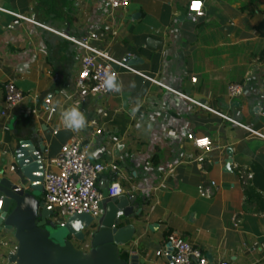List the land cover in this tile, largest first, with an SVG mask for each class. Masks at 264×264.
<instances>
[{
    "label": "crops",
    "instance_id": "1",
    "mask_svg": "<svg viewBox=\"0 0 264 264\" xmlns=\"http://www.w3.org/2000/svg\"><path fill=\"white\" fill-rule=\"evenodd\" d=\"M191 1L129 0L123 10L106 0H0V109L4 82L25 94L8 119L0 115V170L43 195L61 145L88 144L93 161L119 167L103 172V183L118 181L120 195L132 198L125 223L135 235L122 256L170 264L174 234L210 262L264 264V137L225 119L264 136V0H199L198 17ZM91 32V46L127 58L130 69L114 65L118 89L76 103L83 50L66 36ZM230 83L242 94L230 96ZM71 106L86 116L80 132L61 123ZM189 135L208 138L210 149ZM18 160L28 162L25 175ZM15 246L0 231V257Z\"/></svg>",
    "mask_w": 264,
    "mask_h": 264
},
{
    "label": "built area",
    "instance_id": "2",
    "mask_svg": "<svg viewBox=\"0 0 264 264\" xmlns=\"http://www.w3.org/2000/svg\"><path fill=\"white\" fill-rule=\"evenodd\" d=\"M112 9H125L129 0H106ZM198 5V7H197ZM202 2L191 1L188 11L192 12L196 17L202 16ZM0 11H3L0 9ZM97 38V34L91 32L80 38H72L66 36V39L75 46L83 50L80 57V68L75 80L76 103L84 102L88 96L108 95L113 93L103 86L107 74L115 73L117 80V72L114 65L130 69L127 66V58L121 61L113 59L108 53L100 51L90 45V41ZM193 81L196 79L193 78ZM154 83L158 81L152 80ZM3 97L0 115L4 119H8L13 109L22 103L25 99L24 92L19 89L16 84L9 80L3 83ZM228 93L232 97L242 94L243 87L240 83H230L227 87ZM45 104L49 111L54 112L55 107L51 105L49 99H45ZM200 105V103L195 102ZM211 110L208 107H204ZM216 114L224 117L217 111ZM225 118V117H224ZM232 124L250 132L252 135L264 137L257 131L238 123L229 118H225ZM193 144L198 148L210 149L211 143L208 138H197L193 135L188 136ZM91 150L88 144L79 141H69L61 145L60 150L55 157L50 159V163L55 167L54 172H46L43 182V201L44 207L55 215L70 216L73 214H86L92 218H98L102 212V194L100 186L103 181L101 175L105 171H111L118 174L119 167L113 162L103 163L93 161L90 158ZM210 186L214 187L215 182H210ZM201 196H209L211 191L203 185L198 186ZM109 197L118 196L122 193L121 185L118 181H112L107 190ZM3 203L0 199V211ZM59 225L63 226L65 221L58 220ZM168 243L171 244L172 264H234L225 260L210 262L205 253L198 247L186 241L178 235H169ZM161 252H157L160 255ZM0 264H2L0 260Z\"/></svg>",
    "mask_w": 264,
    "mask_h": 264
},
{
    "label": "water",
    "instance_id": "3",
    "mask_svg": "<svg viewBox=\"0 0 264 264\" xmlns=\"http://www.w3.org/2000/svg\"><path fill=\"white\" fill-rule=\"evenodd\" d=\"M17 164L25 175L28 162L18 160ZM12 173L0 170V231L16 241L15 249L6 256L7 264H146L138 255L122 258V252L128 251L121 248L128 246L135 235L134 225L125 223L132 198L109 197V182L100 186L101 215L68 216L64 225H59L64 232L62 241H55L51 237L57 225L51 220L55 214L45 209L41 188L35 183L25 186ZM73 241L82 242L83 247L77 248ZM167 246V259L172 264L173 248L170 243Z\"/></svg>",
    "mask_w": 264,
    "mask_h": 264
},
{
    "label": "clouds",
    "instance_id": "4",
    "mask_svg": "<svg viewBox=\"0 0 264 264\" xmlns=\"http://www.w3.org/2000/svg\"><path fill=\"white\" fill-rule=\"evenodd\" d=\"M103 86L109 91L112 89H118L116 74H107L106 79L103 82ZM60 120L66 129L73 132H80L84 130L87 125L85 114L79 109V107L76 106L63 109L60 113Z\"/></svg>",
    "mask_w": 264,
    "mask_h": 264
},
{
    "label": "rangeland",
    "instance_id": "5",
    "mask_svg": "<svg viewBox=\"0 0 264 264\" xmlns=\"http://www.w3.org/2000/svg\"><path fill=\"white\" fill-rule=\"evenodd\" d=\"M56 216V217H55ZM52 215L51 216V220L52 221H54L57 225H55L53 228H52V230H51V237H52V239H54L55 241H62V237H63V230H62V228L61 227H59V219L61 218V217H63V220L64 221H66V219H67V216H64V215H62V216H60V215ZM73 243H74V245L77 247V248H82L83 247V244H82V242H77V241H73ZM9 249L8 248H6V249H4V251L6 252V251H8ZM6 253H5V257L4 256H2V257H0V260H1V262H2V264H7V262H6Z\"/></svg>",
    "mask_w": 264,
    "mask_h": 264
},
{
    "label": "trees",
    "instance_id": "6",
    "mask_svg": "<svg viewBox=\"0 0 264 264\" xmlns=\"http://www.w3.org/2000/svg\"><path fill=\"white\" fill-rule=\"evenodd\" d=\"M126 256V255H125ZM125 256H122V258H125Z\"/></svg>",
    "mask_w": 264,
    "mask_h": 264
},
{
    "label": "snow or ice",
    "instance_id": "7",
    "mask_svg": "<svg viewBox=\"0 0 264 264\" xmlns=\"http://www.w3.org/2000/svg\"><path fill=\"white\" fill-rule=\"evenodd\" d=\"M197 7H198V5H197Z\"/></svg>",
    "mask_w": 264,
    "mask_h": 264
}]
</instances>
